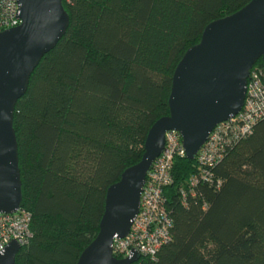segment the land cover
Wrapping results in <instances>:
<instances>
[{"label": "trees", "instance_id": "obj_1", "mask_svg": "<svg viewBox=\"0 0 264 264\" xmlns=\"http://www.w3.org/2000/svg\"><path fill=\"white\" fill-rule=\"evenodd\" d=\"M250 1L63 0L67 32L14 111L20 207L33 233L16 264H77L99 232L109 186L169 114L179 61L209 23ZM200 168L176 157L164 189L173 238L135 264H264V118L212 169L220 187L200 182L186 205L181 189Z\"/></svg>", "mask_w": 264, "mask_h": 264}, {"label": "water", "instance_id": "obj_2", "mask_svg": "<svg viewBox=\"0 0 264 264\" xmlns=\"http://www.w3.org/2000/svg\"><path fill=\"white\" fill-rule=\"evenodd\" d=\"M20 24L0 32V213L18 211L22 201L19 146L14 128L18 100L41 59L66 34L70 16L63 0H19ZM264 62V0H251L237 12L209 23L201 41L179 61L169 96V114L150 128L141 160L110 185L96 238L77 264H132L135 252L113 253L115 237L130 230L139 212L147 174L163 151L166 132L182 136L186 156L195 159L214 127L243 108L251 68ZM21 245L12 240L0 264H16Z\"/></svg>", "mask_w": 264, "mask_h": 264}, {"label": "built area", "instance_id": "obj_3", "mask_svg": "<svg viewBox=\"0 0 264 264\" xmlns=\"http://www.w3.org/2000/svg\"><path fill=\"white\" fill-rule=\"evenodd\" d=\"M20 6L19 0H0V32L20 24ZM263 118L264 69L253 66L243 108L237 115L217 124L199 150L196 158L200 172L189 180L188 189L183 188L180 192L184 204H188V193L195 195L200 182L220 187L221 182L212 169L222 161L227 149L250 135ZM177 156H186L182 136L177 130H168L163 151L148 171L139 212L127 235L114 238L115 256L131 257L137 252L140 257L156 259L160 248L172 240L174 221L166 207L164 189L173 182L172 169ZM31 221V212L21 207L14 213H0V254L12 240L21 246L30 242L33 236ZM135 263L137 261L132 264Z\"/></svg>", "mask_w": 264, "mask_h": 264}]
</instances>
